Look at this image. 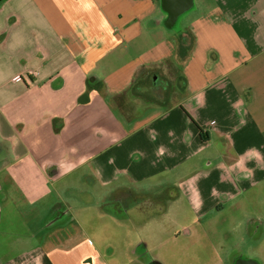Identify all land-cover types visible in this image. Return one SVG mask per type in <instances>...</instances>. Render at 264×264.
Listing matches in <instances>:
<instances>
[{
    "label": "crops",
    "instance_id": "crops-1",
    "mask_svg": "<svg viewBox=\"0 0 264 264\" xmlns=\"http://www.w3.org/2000/svg\"><path fill=\"white\" fill-rule=\"evenodd\" d=\"M88 1L108 11L0 0V264H121L63 220L79 166L102 187L194 166L205 213L264 181V0Z\"/></svg>",
    "mask_w": 264,
    "mask_h": 264
},
{
    "label": "rangeland",
    "instance_id": "rangeland-1",
    "mask_svg": "<svg viewBox=\"0 0 264 264\" xmlns=\"http://www.w3.org/2000/svg\"><path fill=\"white\" fill-rule=\"evenodd\" d=\"M75 1L78 17L108 11L103 2L93 7L88 0ZM194 168L178 167L141 184L118 180L102 187L87 166H79L59 185L63 204L73 208L68 214L62 209L63 220L74 216L95 249L121 264H130L131 256L140 259L131 264H148L154 258V264H235L240 259L264 264V181L232 198L224 211L205 213L193 195L181 190L184 175Z\"/></svg>",
    "mask_w": 264,
    "mask_h": 264
},
{
    "label": "water",
    "instance_id": "water-1",
    "mask_svg": "<svg viewBox=\"0 0 264 264\" xmlns=\"http://www.w3.org/2000/svg\"><path fill=\"white\" fill-rule=\"evenodd\" d=\"M186 2H188V0H185ZM192 2L193 0H189V2ZM185 6V5H184ZM185 8V7H184ZM178 17V13L177 14H172V16H170L171 22H174L175 19ZM239 264V263H238ZM246 264V263H245ZM247 264H258L256 261H248Z\"/></svg>",
    "mask_w": 264,
    "mask_h": 264
},
{
    "label": "flooded vegetation",
    "instance_id": "flooded-vegetation-1",
    "mask_svg": "<svg viewBox=\"0 0 264 264\" xmlns=\"http://www.w3.org/2000/svg\"><path fill=\"white\" fill-rule=\"evenodd\" d=\"M122 195H124V194H122ZM122 195H121L120 197H122ZM248 261H253V260H241V259H240V260H237V261L235 262V264H238V263H239V264H245V263L247 264ZM152 263L154 264V262H152Z\"/></svg>",
    "mask_w": 264,
    "mask_h": 264
},
{
    "label": "trees",
    "instance_id": "trees-1",
    "mask_svg": "<svg viewBox=\"0 0 264 264\" xmlns=\"http://www.w3.org/2000/svg\"><path fill=\"white\" fill-rule=\"evenodd\" d=\"M201 134H202V135L204 134L202 130H201Z\"/></svg>",
    "mask_w": 264,
    "mask_h": 264
}]
</instances>
